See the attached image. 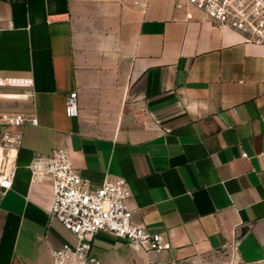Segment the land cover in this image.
<instances>
[{"label": "crops", "instance_id": "obj_1", "mask_svg": "<svg viewBox=\"0 0 264 264\" xmlns=\"http://www.w3.org/2000/svg\"><path fill=\"white\" fill-rule=\"evenodd\" d=\"M0 77L30 82L0 88V112L27 119L8 129L21 139L0 264H52L77 243L50 214L51 178L29 169L55 148L90 189L125 179L132 222L168 245L99 232L101 264H264V42L177 0H0Z\"/></svg>", "mask_w": 264, "mask_h": 264}, {"label": "built area", "instance_id": "obj_2", "mask_svg": "<svg viewBox=\"0 0 264 264\" xmlns=\"http://www.w3.org/2000/svg\"><path fill=\"white\" fill-rule=\"evenodd\" d=\"M199 11L217 27L227 28L246 37L249 41L264 42V0H177ZM24 79L0 77V88L28 87ZM65 115H78L77 92L69 93L65 100ZM27 121L20 113H1L0 122L6 128L0 133V190L5 192L12 186L16 169V158L20 145L19 130ZM35 124L36 120H28ZM242 158L246 154L242 153ZM34 176H49L52 184L50 214L77 243L63 244L51 253L52 264H101L91 252L90 240L99 232L107 233L129 244L149 251L168 248L160 234L149 231L132 222V211L127 206L131 198L128 182L121 177L106 180L97 189H90L88 181L72 167L67 151L55 148L44 157H36L29 165ZM191 264V263H177ZM206 264H221L212 261Z\"/></svg>", "mask_w": 264, "mask_h": 264}]
</instances>
